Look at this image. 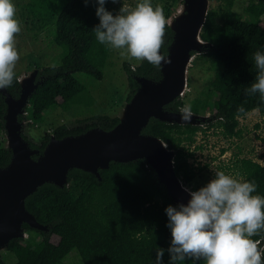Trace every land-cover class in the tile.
<instances>
[{
	"label": "trees",
	"instance_id": "trees-1",
	"mask_svg": "<svg viewBox=\"0 0 264 264\" xmlns=\"http://www.w3.org/2000/svg\"><path fill=\"white\" fill-rule=\"evenodd\" d=\"M157 1L166 19L183 2ZM216 1L218 8L209 9L201 31V39L211 44L203 57L211 61L214 77L202 91L203 98H195L189 103L192 113L209 114L208 119L200 125H179L151 118L142 130L143 134L162 140L174 152V169L185 186L204 171V168H195L190 162L195 155L192 147L199 132L216 129L224 138L240 137V118L252 111H258L264 118V103L260 102L259 93L246 95L244 92L257 72L253 54L258 49L264 51V0H258V11L249 20H241L234 12L236 0ZM152 3L155 4L154 1ZM105 7L115 14L121 7V1L106 0ZM95 10L93 0H89L87 5L84 0H28L21 5L18 16L26 31L35 39L47 33L61 52L60 64L37 69L36 82L40 83L29 100L26 114L18 117L20 122L38 123L53 106L68 114H76L82 106L95 105V98L76 77L82 73L97 82L104 78L110 49L95 39L92 29L99 23ZM231 20L241 21L234 25ZM173 39L174 32L166 23L162 54L167 55ZM124 70L129 87L126 102H130L140 88L135 77L152 81L161 79V68L146 60L136 67L126 63ZM5 88L12 97L19 98L21 87L18 78ZM184 105L183 99L178 97L164 109L181 112ZM241 105L246 114L237 111ZM6 108L4 96L0 93L1 168L8 166L12 157V152L1 139L6 134ZM119 121L117 116L96 115L80 120L72 127L60 125L52 135L62 139L93 128L109 131ZM48 142L46 140L42 145L30 143V147L42 153ZM227 169L239 178L255 180L256 191L264 195V164L235 155ZM99 173L101 180L74 168L68 173V186L60 188L46 183L30 195L25 200L26 209L40 224L47 226L48 231L31 229L24 224L27 232L40 234L41 241L27 245L23 244V239H12L5 250L12 259L6 262L2 252L0 264H64L72 252L81 264H154L155 250L158 247L167 249L171 239L164 209L169 204L175 206L178 203L168 195L155 171L144 160L111 162ZM258 238L264 245V232L253 237ZM168 259L165 251V264H168ZM181 264H192V261ZM196 264H203V261Z\"/></svg>",
	"mask_w": 264,
	"mask_h": 264
},
{
	"label": "water",
	"instance_id": "water-1",
	"mask_svg": "<svg viewBox=\"0 0 264 264\" xmlns=\"http://www.w3.org/2000/svg\"><path fill=\"white\" fill-rule=\"evenodd\" d=\"M208 11L209 0H183L182 8L168 22L174 39L166 55L170 63L161 62V79L135 77L140 88L117 115L119 123L109 131L93 128L62 139L50 135L40 153L23 139L22 126L27 122L18 120L20 115L26 114L29 100L40 83L36 82L38 70L34 69L27 77H18L19 98L12 97L6 88L0 89L7 107L5 144L12 152L9 165L0 167V253L5 252L12 239L26 237L24 224L31 229L48 231V227L26 209L25 200L46 183L60 188L68 186V173L74 168L101 180L99 170L107 169L111 162L144 160L155 171L168 195L177 203H187L190 192L176 175L174 152L162 140L143 134L142 130L151 118L179 125H199L207 120L206 115L192 112L190 119L184 120L181 112L166 111L164 107L184 95L192 53L206 52L211 46L201 39Z\"/></svg>",
	"mask_w": 264,
	"mask_h": 264
},
{
	"label": "clouds",
	"instance_id": "clouds-1",
	"mask_svg": "<svg viewBox=\"0 0 264 264\" xmlns=\"http://www.w3.org/2000/svg\"><path fill=\"white\" fill-rule=\"evenodd\" d=\"M99 23L93 27L95 39L115 50L122 59L146 60L159 68L170 58L161 53L167 19L163 8L152 0H137L127 6L121 0L118 11L108 10L106 0H93ZM116 2V0H113ZM87 5L89 0H84ZM23 22L17 15L15 0H0V89L13 83L15 68L20 59L17 34ZM257 69L254 80L244 88L246 95L259 93L264 103V51L253 54ZM239 113L246 114L243 105ZM191 108L185 104L182 119H190ZM255 180L239 178L224 170H216L206 184L188 190L187 203L169 204L165 209L166 227L171 239L167 249L158 247L154 264H264V245L260 233L264 232V195L256 191ZM187 190V189H186Z\"/></svg>",
	"mask_w": 264,
	"mask_h": 264
},
{
	"label": "rangeland",
	"instance_id": "rangeland-1",
	"mask_svg": "<svg viewBox=\"0 0 264 264\" xmlns=\"http://www.w3.org/2000/svg\"><path fill=\"white\" fill-rule=\"evenodd\" d=\"M27 1L15 0L17 15L21 5ZM152 1L155 4L158 3L157 0ZM123 2L127 6L132 7L137 0H123ZM182 3L174 14L167 19V23L182 8ZM217 8L218 2L216 0H209V9ZM258 8V0H236L233 10L241 17V20H249L257 13ZM241 20H231V23L239 25ZM17 46L20 50V59L17 62L15 72L19 78L27 77L34 69L60 64L61 50L52 43L51 36L47 33L35 39L26 31L23 25L22 31L17 34ZM204 53H192L193 57L187 70V85L184 95L180 97L185 104H189L195 98H203L202 91L214 77L212 63L203 57ZM141 61L122 59L115 50L110 49L102 81H91V78L85 74H76V77L95 98V105L91 107L82 106L76 114H68L58 106H53L45 113L40 122H28L22 126L24 130V133H22L23 139L29 145L30 143L41 145L42 142L50 139L53 130L60 125L64 124L72 127L78 121L92 116H117L121 114L129 93L128 77L124 70V65L128 63L136 67ZM206 116L209 117V114H206ZM203 128L205 129L206 127ZM239 130L241 131V136L230 139L224 138L219 130L216 129H207L205 132L198 133L195 139L196 142L192 147L195 155L190 162L194 164L195 168H204V171L188 186L189 190H196L206 184L213 177L216 170L222 169L233 174L227 167L231 166L235 155L264 164V118L258 111H252L239 119ZM1 139L6 143L5 134ZM195 147L199 149H195ZM223 150L225 152H222ZM39 241H41L40 234L35 231H28L26 237L23 239V244L33 245ZM3 256L8 263L12 259V255L8 253L3 252ZM64 264L81 263L77 255L72 252Z\"/></svg>",
	"mask_w": 264,
	"mask_h": 264
},
{
	"label": "flooded vegetation",
	"instance_id": "flooded-vegetation-1",
	"mask_svg": "<svg viewBox=\"0 0 264 264\" xmlns=\"http://www.w3.org/2000/svg\"><path fill=\"white\" fill-rule=\"evenodd\" d=\"M47 141H48V139H47ZM34 144V143H33ZM41 145H42V143H41Z\"/></svg>",
	"mask_w": 264,
	"mask_h": 264
}]
</instances>
